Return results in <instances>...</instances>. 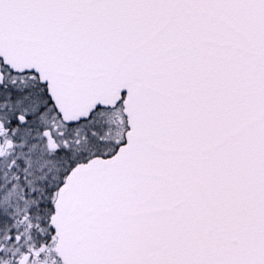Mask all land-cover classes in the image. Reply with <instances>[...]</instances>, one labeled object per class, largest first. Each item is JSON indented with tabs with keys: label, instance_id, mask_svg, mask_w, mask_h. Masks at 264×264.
I'll use <instances>...</instances> for the list:
<instances>
[{
	"label": "snow or ice",
	"instance_id": "1",
	"mask_svg": "<svg viewBox=\"0 0 264 264\" xmlns=\"http://www.w3.org/2000/svg\"><path fill=\"white\" fill-rule=\"evenodd\" d=\"M0 264H264V0H0Z\"/></svg>",
	"mask_w": 264,
	"mask_h": 264
}]
</instances>
